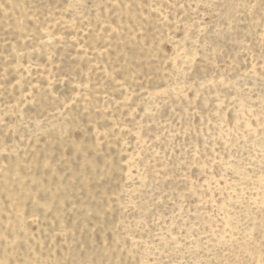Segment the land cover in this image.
<instances>
[{"label": "rangeland", "instance_id": "rangeland-1", "mask_svg": "<svg viewBox=\"0 0 264 264\" xmlns=\"http://www.w3.org/2000/svg\"><path fill=\"white\" fill-rule=\"evenodd\" d=\"M0 264H264V0H0Z\"/></svg>", "mask_w": 264, "mask_h": 264}]
</instances>
